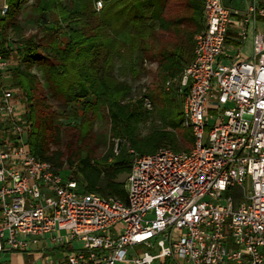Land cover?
Instances as JSON below:
<instances>
[{"label": "built area", "instance_id": "1", "mask_svg": "<svg viewBox=\"0 0 264 264\" xmlns=\"http://www.w3.org/2000/svg\"><path fill=\"white\" fill-rule=\"evenodd\" d=\"M107 1L95 0V9ZM8 12L2 0L0 18ZM234 15L244 42L248 24L264 18V0L243 11L202 0L192 57L164 85L193 145L140 154L127 144L124 200L81 191L74 168L57 170L31 153L27 104L18 110L4 87L13 67L4 50L13 43L0 35V119L8 125L0 139V264L47 234L56 247L78 244L42 264H264V34H253L249 58L225 60Z\"/></svg>", "mask_w": 264, "mask_h": 264}, {"label": "trees", "instance_id": "2", "mask_svg": "<svg viewBox=\"0 0 264 264\" xmlns=\"http://www.w3.org/2000/svg\"><path fill=\"white\" fill-rule=\"evenodd\" d=\"M8 4L10 0H7ZM17 0L11 15L22 3ZM95 1V0H94ZM193 13V30L186 33V39L173 52L165 53V61L158 68L162 81V104L154 107L152 100L142 93L141 99L133 102L132 87L118 80L114 74L113 62L117 49L128 56L129 75L136 80L146 67L145 51L147 41L153 36L155 27L160 30L179 31V20H168L162 16L161 0H109L99 11L94 10L96 25L87 33L81 15L86 4L80 0H35L33 11L37 15V27L46 35V52L40 54L33 47V37L23 40L18 55L22 58L18 68L13 69L15 84L26 96L27 117L31 121L28 145L36 157L52 164L57 170L67 171L74 168L78 174L79 189L95 192L103 197L115 196L125 199L124 181L119 177L130 171L131 162L128 145L140 154L154 153L161 147L181 151L176 143L183 139L193 144L191 130L183 126L180 103L173 91L165 89V82L179 74L192 57L194 40L203 27L202 0H189ZM94 4V2H93ZM7 16V15H6ZM0 19L2 30L11 26L20 33V28L12 18ZM54 16L50 26L49 17ZM58 22L66 23L65 31L58 32ZM59 33V35H58ZM129 35V42L120 39L122 34ZM19 57V58H20ZM42 63L46 79L64 105L69 107L68 115L72 120L81 121V134L86 135L88 114H98L106 110L109 116V137L113 144L109 151L99 158H91L87 151L79 150L76 157H64L61 150L47 152L43 144V130L35 124L32 98L36 90V76L32 66ZM35 63L34 65H32ZM23 66V67H21ZM31 66V67H30ZM182 67V68H181ZM145 97L151 103L146 108ZM178 102H177V100ZM144 109L142 110L141 106ZM154 110L160 125H151L146 134H141L140 124ZM53 142L58 144L60 132L53 127ZM120 146L116 149L117 142ZM128 144V145H127Z\"/></svg>", "mask_w": 264, "mask_h": 264}, {"label": "rangeland", "instance_id": "3", "mask_svg": "<svg viewBox=\"0 0 264 264\" xmlns=\"http://www.w3.org/2000/svg\"><path fill=\"white\" fill-rule=\"evenodd\" d=\"M17 0H10V7L15 6ZM35 0H23L20 6L11 14L7 13L6 18L15 20L17 26L20 28V33L12 30L11 26L8 29L2 30L0 26V35L4 39L10 37L13 47L19 51V44H24L30 36L33 37V47L36 48L40 54L46 52V35L37 27V15L33 11V4ZM86 4V10L81 15V20L86 24V32L90 33L96 25L94 0H80ZM201 1V0H199ZM2 0H0V4ZM163 4L162 16L168 20H179V31L160 30L155 27L153 36L147 41V49L145 51L146 67L141 75L136 80H131L129 75V61L127 54L122 49H117L113 62L112 74L123 82H127L132 87L131 99L133 102L138 101L142 97V93H149L146 97L152 100L154 107L162 104L160 103L162 97V81L158 73V68L164 63L165 53L173 52L185 39L186 33L193 30L194 25L191 21L193 13L192 6L189 0H161ZM97 11V10H96ZM54 16H50V26L54 23ZM66 23L58 22V32L65 31ZM59 35V33H58ZM124 42H129V35L124 33L120 36ZM24 40V41H23ZM14 49H11L13 51ZM17 51V52H18ZM22 58L20 57V60ZM33 63L32 65H34ZM36 65V64H35ZM183 63L181 66H185ZM30 66L36 76V90L33 93L32 104L35 116V124L40 125L43 130V144L47 152L54 150H61L63 156L76 157L75 154L79 150L87 151L91 158H99L112 147V140L109 137V116L106 110H101L98 114H88L85 119V124L88 126L86 135L81 134V121L72 120L68 115L69 107L64 105L63 100L56 95L50 82L42 70V63L39 65ZM23 67V66H21ZM181 67V68H182ZM18 68V66L16 67ZM145 99H148L146 98ZM177 100V99H176ZM178 102V100H177ZM145 104V103H144ZM144 109L143 105L141 106ZM157 127L160 125L156 118L154 110L148 113V118L145 122L140 124L141 134H146L150 127ZM53 127H57L60 132V139L58 144L53 142ZM205 132L204 137H206ZM177 147L183 151L190 149L193 144L179 139L176 143ZM125 179V174L119 177L120 181ZM241 201H244L241 198ZM11 255V252H7ZM20 253V252H12ZM5 255H8L5 253ZM3 258V255L1 256ZM43 261H40L42 264Z\"/></svg>", "mask_w": 264, "mask_h": 264}, {"label": "crops", "instance_id": "4", "mask_svg": "<svg viewBox=\"0 0 264 264\" xmlns=\"http://www.w3.org/2000/svg\"><path fill=\"white\" fill-rule=\"evenodd\" d=\"M252 0H224V3L231 8L243 11L248 3ZM260 1V0H257ZM1 19V18H0ZM240 20L241 16H233V21L228 30L225 46H224V55L225 60L231 59L234 55L238 54L240 58H249L253 52L252 46V36L255 32H261L264 34V18L256 19V21H251L248 24V35L244 42H240L239 38V29H240ZM1 26V22H0ZM2 28V27H1ZM1 31V30H0ZM3 38V37H2ZM4 42H8L9 40L3 38ZM10 44L6 50H4V54L7 58L12 62V69L9 71L7 75L4 77V87L6 89H13L14 95L12 97V102L16 105V108L23 109L26 107V96H24L21 88L15 84L14 80V71L18 66L17 60H19L20 56L16 51L15 46H11ZM11 49H14L11 51ZM17 64V65H16ZM8 127L7 124L1 121L0 119V139L5 137L2 132ZM68 249L77 246V242L71 240ZM67 248V247H66ZM62 247H56L50 241V235H45L41 238L36 244H34L31 248L30 252H20V253H6L8 255H3V261L5 264H40V261H56L59 259H64L66 252L68 249ZM42 262V263H43Z\"/></svg>", "mask_w": 264, "mask_h": 264}, {"label": "water", "instance_id": "5", "mask_svg": "<svg viewBox=\"0 0 264 264\" xmlns=\"http://www.w3.org/2000/svg\"><path fill=\"white\" fill-rule=\"evenodd\" d=\"M119 146H120V142L118 141V142H117L116 149H118V148H119Z\"/></svg>", "mask_w": 264, "mask_h": 264}]
</instances>
